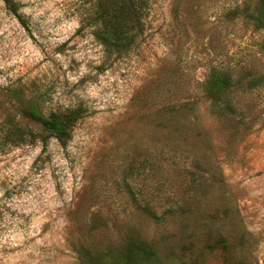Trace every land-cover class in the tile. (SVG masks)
I'll use <instances>...</instances> for the list:
<instances>
[{"label":"rangeland","instance_id":"374dc122","mask_svg":"<svg viewBox=\"0 0 264 264\" xmlns=\"http://www.w3.org/2000/svg\"><path fill=\"white\" fill-rule=\"evenodd\" d=\"M146 2L0 0V264H264V0Z\"/></svg>","mask_w":264,"mask_h":264},{"label":"trees","instance_id":"16d2710c","mask_svg":"<svg viewBox=\"0 0 264 264\" xmlns=\"http://www.w3.org/2000/svg\"><path fill=\"white\" fill-rule=\"evenodd\" d=\"M9 4V0H4ZM101 7L100 20L102 42L106 49L113 45H131L137 34L143 32L145 22L143 11L147 8L146 0H96ZM28 116L46 128L56 133L58 138L68 134L70 115L50 113L48 116L35 111Z\"/></svg>","mask_w":264,"mask_h":264}]
</instances>
